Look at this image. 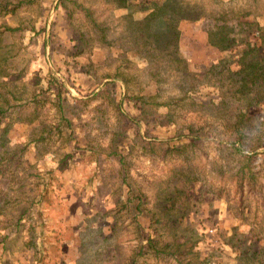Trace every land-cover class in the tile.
Wrapping results in <instances>:
<instances>
[{
  "label": "rangeland",
  "instance_id": "rangeland-1",
  "mask_svg": "<svg viewBox=\"0 0 264 264\" xmlns=\"http://www.w3.org/2000/svg\"><path fill=\"white\" fill-rule=\"evenodd\" d=\"M12 1L17 7L21 0ZM67 1L46 2L41 10L34 3L13 22L29 24L28 52L46 42L53 59H43L41 47L34 59L0 65L10 75L0 91L26 89L6 118L11 155L0 161V264H231L221 254L234 244V264H264V81L245 91L246 98H233L239 79L229 90L222 71L224 61L233 72L241 59L262 66L264 0H179L199 17L179 24L178 55L187 71L177 73L164 66V53L152 50L150 57L141 43L137 48L129 30L130 21L165 0H127L121 9L77 0L100 23L95 34L92 22ZM102 29L110 46L97 39ZM213 66L221 75H211ZM155 69L159 74L151 73ZM57 93L69 108L66 120L60 121ZM24 114L55 128L51 136L34 142L42 134L36 123L12 121ZM123 121L127 130L113 148ZM13 149L19 150L15 156ZM114 150L159 225L147 212L137 216L127 201ZM162 208L172 220L184 217L192 256L138 254L155 238L153 229L162 245L184 233L162 228L170 219L161 218Z\"/></svg>",
  "mask_w": 264,
  "mask_h": 264
},
{
  "label": "trees",
  "instance_id": "trees-1",
  "mask_svg": "<svg viewBox=\"0 0 264 264\" xmlns=\"http://www.w3.org/2000/svg\"><path fill=\"white\" fill-rule=\"evenodd\" d=\"M127 0H104L106 4H110L113 6V8H118L121 9L123 8L124 5H126ZM67 2L71 3L76 10L79 9V11H82L86 15V17L89 19V21L92 22L94 26V31L93 34H95V31L98 29L100 30V23L96 22L93 18L92 11L87 8L85 5L82 3L78 2L77 0H68ZM4 6L2 9L7 10V11H13L15 9V6H12L11 2H7V0L4 2ZM11 6V7H10ZM65 9L68 10V13L70 12V16H73V10L74 9H68V6L65 7ZM199 17V14L195 12V15H189L188 12V7L181 5L179 0H165L161 5L153 7V10L151 13H149L147 16H145L142 20H133L130 21V28L129 30L132 33V39L135 44V46L138 48L139 43H141L142 52L145 55H149L152 57L149 52L152 50H155L159 54L164 53V56L166 55L167 60L165 59H153V63L157 62V65L163 64V60L166 62L164 65L167 69H170L171 71L177 73L179 70L180 71H187V63L184 59H181L180 56L178 55V40H179V24L181 21H195ZM227 32L223 31L222 33H219L220 37V46L222 50H225L227 47ZM216 36V34H215ZM92 38V37H91ZM100 43L105 46H110V41L107 40L105 31L102 29L101 33L99 35ZM90 44L92 39L89 40ZM86 43V41H85ZM264 48V39L261 42ZM87 44V43H86ZM136 48V53L139 54L137 51L138 49ZM146 59V58H145ZM260 64L264 66V59H261ZM162 62V63H161ZM222 71H225L227 77L226 80L227 83L229 84L226 88H230L233 86V78L239 79V88L236 91L232 92L233 98L236 95H239L241 98H246L247 94H245V91L251 90V87H256L260 86L259 84H262L261 81H264V68L262 66H256L254 64L258 63H249L247 64L245 59H241L239 61V64L242 65V67L233 72L230 70L228 67L225 66L226 61L222 62ZM156 65V67H158ZM160 68V67H158ZM221 70V67H211L208 71L212 73L211 75L213 76H218L221 75V72H217ZM217 72V73H216ZM151 73H157L159 74L156 69L154 71H151ZM215 73V74H214ZM154 77H157L156 74H152ZM195 79L198 81L197 76ZM121 81L124 83L125 81L121 79ZM219 81L224 85V81L222 78L219 79ZM25 87H23V94L25 93ZM186 90V89H185ZM190 90V89H189ZM189 90H186L185 92L187 93ZM249 92V91H247ZM22 94V95H23ZM22 95L17 96L16 93L12 94L10 97H3L0 95V125L1 122L5 121L7 117L12 118L14 113H11L12 107H13V102L15 101H20L22 98ZM34 97V96H33ZM56 108L60 113V121L66 120L65 119V112L69 110L68 107L64 106L65 102L63 101L61 97V93H57L56 97ZM35 103L37 102V99L34 97ZM22 105H17L14 107L15 109L20 108ZM37 115V114H36ZM243 117V115L240 116V118ZM119 118L122 120L123 115L120 113ZM12 121L18 123V124H28L32 125L36 123L35 128L42 129L41 130V135L37 136L34 135V142H39V141H45L48 139L52 131L55 129L52 126L49 125H44L42 124L41 121H39V118L33 114H24V115H19L15 117ZM41 124L39 126L38 123ZM8 125L5 127V129L0 130V161H3L4 159H8L11 153H7L5 151V148L8 147L9 145V139L6 137L7 136V131L9 127L11 126V121L7 123ZM127 130V125L123 121L121 124V129L120 131H117L115 134V140H114V147L117 146V138L121 136L125 131ZM31 140V142H33ZM18 151V149H13L12 155L15 156V151ZM113 155L117 156V160L119 161L121 165V172L122 176L121 177V185L125 187L128 192H127V201L129 203H132L134 205V208L136 210V215L140 216L143 215L144 212H147L151 218V223L155 224H160L162 223V220L160 218H156L154 216V213L152 211H147L144 207V202L145 200L143 199L142 195L138 193L135 189V186L127 181V168L125 167V163L123 162V157L117 155V151L114 150ZM5 175V170L0 166V177H4ZM168 211L170 210L171 213L173 211V205H170L168 207ZM161 212V218L162 217H167L170 218V214H167L166 210L164 208L159 209ZM135 215V216H136ZM162 228H166L169 233H175L179 232L181 230H185L184 233L178 235V236H172V240L170 243H166L165 245H162L160 242V235L159 230L153 229L155 233V238L154 239H147V245H140L138 248V254H144V252H147L148 254H152L153 256L159 258V257H167V256H174V255H179L183 256L185 255L186 257L192 256L193 255V250L195 248L192 245V239L187 235L190 234L192 235V231L188 230V226L185 225L184 222V217H181L180 220H172L171 218L169 221H166L165 225ZM179 237H183L182 240L180 241ZM231 238V237H230ZM230 247L236 246V244L229 245ZM193 247V248H192ZM248 248V247H246ZM188 250V251H186Z\"/></svg>",
  "mask_w": 264,
  "mask_h": 264
},
{
  "label": "crops",
  "instance_id": "crops-1",
  "mask_svg": "<svg viewBox=\"0 0 264 264\" xmlns=\"http://www.w3.org/2000/svg\"><path fill=\"white\" fill-rule=\"evenodd\" d=\"M5 1L6 0H0V18H3L2 20L6 19L7 21V23L0 22V65L5 66L11 61V59H34L36 55L38 56L37 52L40 51L41 47L43 48V51L41 50L43 59H53V52L51 50V45H47L46 42L44 45L42 44V46L41 45L37 46L36 52L35 51L28 52L29 43H28V40H26V38H29L27 37V34L29 33V29H30L29 24L27 22H24L23 24H14L13 22H14V19L19 15L22 9L30 7V5L34 3L39 2L38 7L41 10V6L44 7L46 2L48 3L50 7L52 2H54V5H56L58 0H54V1L53 0L51 1L50 0H35V1L33 0V3H28V0H21L19 1L18 6L15 7V9L12 12L2 9V7H5L4 6ZM8 1L11 2L13 5L17 3V2L15 3L12 0H7V2ZM51 10L53 11V14H55L58 19L59 18L58 15H60L61 12L59 10L54 11V6L52 7ZM17 13L18 15L16 16ZM4 17H8V18H4ZM67 44L68 42H66L64 45L68 46ZM7 76H10V75L4 72V69H1L0 70V81L6 82L8 80V78H6ZM23 92H24L23 89H19L18 87L17 89H10L9 92L7 93L0 91V95L3 97H10L13 93L14 94L16 93V95L19 96V95H22ZM23 95H25V93ZM6 121L7 119L1 122L0 128H3L4 125L6 126ZM225 250L226 251L224 252V255L221 254V256L225 258L227 257L228 260L232 261L231 264H234V258L237 254L235 251V248L226 247ZM210 252H212L213 254L212 256H209L212 259L213 256L215 255L213 251H210ZM208 253L209 252H206L205 255H207ZM205 255L204 253H200L201 258ZM254 261H252L253 262L252 264H255ZM199 264H204V263L200 261ZM247 264H251V263H247Z\"/></svg>",
  "mask_w": 264,
  "mask_h": 264
}]
</instances>
